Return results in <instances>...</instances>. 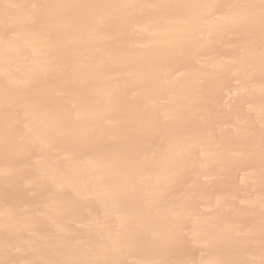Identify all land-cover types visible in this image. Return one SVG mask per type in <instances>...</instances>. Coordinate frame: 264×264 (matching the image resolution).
Wrapping results in <instances>:
<instances>
[{
	"label": "bare ground",
	"instance_id": "bare-ground-1",
	"mask_svg": "<svg viewBox=\"0 0 264 264\" xmlns=\"http://www.w3.org/2000/svg\"><path fill=\"white\" fill-rule=\"evenodd\" d=\"M259 3L0 0V264H262Z\"/></svg>",
	"mask_w": 264,
	"mask_h": 264
},
{
	"label": "snow or ice",
	"instance_id": "snow-or-ice-1",
	"mask_svg": "<svg viewBox=\"0 0 264 264\" xmlns=\"http://www.w3.org/2000/svg\"><path fill=\"white\" fill-rule=\"evenodd\" d=\"M248 7L255 8L256 6L250 5ZM259 10H260L261 28H262V30H264V0H260ZM262 264H264V261H262Z\"/></svg>",
	"mask_w": 264,
	"mask_h": 264
}]
</instances>
